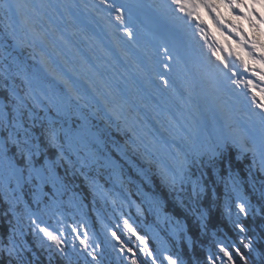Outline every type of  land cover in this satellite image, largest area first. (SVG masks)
I'll return each mask as SVG.
<instances>
[{
    "label": "rangeland",
    "instance_id": "obj_1",
    "mask_svg": "<svg viewBox=\"0 0 264 264\" xmlns=\"http://www.w3.org/2000/svg\"><path fill=\"white\" fill-rule=\"evenodd\" d=\"M258 1L253 6L256 12L260 4ZM16 2L17 0H6L8 4ZM21 2L25 5L21 14L13 15L9 12L16 37L12 39L13 44L7 49L9 60L3 65L5 69L3 73H12L15 77L22 78L19 86L12 83L9 89H13L20 97L28 95L26 109L30 113L29 116L39 120L36 122L39 129L44 124L43 133L49 137L54 131L57 137L56 144L63 145L62 158L61 148L49 145L55 158L46 160L51 165L49 174L57 178L59 185L62 182L59 191L66 195L65 198H60L59 203L55 196L48 198L47 205H43L41 209L40 205H37L36 195L34 207L26 205L29 207L26 208V218L31 226L35 229L32 221L38 220L36 215L32 217V211L39 210L47 221V214H51L48 215L51 218L48 223L56 227L57 234L66 242L61 247L66 246L69 250L82 253L86 250L81 247L79 241L87 234L89 242L87 250L92 248L97 250L100 247L99 241H102L101 246L114 252L125 264H131L134 257L128 249V242H124L116 230L124 232L126 238L134 239L143 249L144 245L137 239L138 236L142 237L137 232V228L141 227L147 230L155 244L153 250L143 238L147 250L152 253L150 256L145 251L147 258L152 261L155 259L156 264H168L166 257L170 256L177 264H187L185 257L171 246V241L177 244L186 233L184 223L167 214L160 206L159 195L148 189V186L154 185L150 179L152 172L150 165H155L157 178L173 185L172 177L180 160L177 150L182 148L189 151L191 146L185 172L186 179L183 183L177 182L173 186L181 188L185 183L189 184L192 195L201 193L206 187L204 179L195 175L196 173L192 174L189 166H198L192 163L197 161V158L215 157L225 145H232L235 142L240 153L244 154L247 151L241 147L243 141L244 147L256 149L255 156L252 151L248 152L252 153L253 162L261 167L259 146L256 145V141L264 137V111L259 113L252 108L250 113L251 106L259 108L258 97H255L254 103L252 96H245V100H250L251 97L252 102L243 101L238 105L230 102L232 96L226 97L222 108L224 115L218 117L213 112H206L201 119L188 118L183 121L182 128H178L174 126L171 116V113L173 115L177 112L171 95L180 103L178 91L174 85L167 83V87L171 89L170 95L165 92V85L155 80L165 79L163 65L154 67V74H139L129 86L131 92L126 94L127 88L124 84L120 85L116 71L111 68L109 61L101 62L102 70L91 73L88 70L90 68L88 62L78 50L63 40L60 14L70 5L73 7L72 0H21ZM78 19L81 22L82 18ZM254 20L256 22V19ZM78 31L76 29L73 40L79 45L87 41L86 45L92 48L88 44L92 37L85 36V32L77 35ZM22 42L30 50L33 64L25 59L21 61L14 55V51L22 48ZM8 45L9 43H5V47ZM90 52L94 53L95 49L92 48ZM81 78L86 83L84 87L78 85ZM19 89H22V93ZM127 95H130V98L124 108L121 104L122 98ZM32 97L36 98L39 106H34ZM148 105L152 106V111L147 110ZM0 110H3L2 106ZM257 115L262 118H255ZM116 124L125 126L130 131V137L121 140L119 136L113 135L116 132L114 131ZM24 137L36 139L33 145L30 143V148L37 152L40 137L38 132L28 133ZM1 145L3 146V143L0 141ZM127 149L132 150L139 160L130 156ZM197 151L204 154L196 157L192 153ZM56 162L66 163L67 168L61 166V172L55 171ZM19 166L23 170L25 185L29 175L28 164L26 162ZM24 169L28 172L27 176ZM63 174L67 176V181H62ZM69 176L72 177L71 180ZM80 179L84 184L81 189L77 188ZM36 181L39 183L37 189L42 193L40 180L35 178ZM236 181L235 176L230 174L228 188L232 197L226 199L224 206V211L233 219L240 213L236 207L237 203L246 202ZM3 183L6 186L10 185L11 190L15 192L23 188L15 179L10 184H6L5 180ZM88 196L92 197L91 201L85 198ZM64 205L70 208L64 210ZM44 211L46 214L43 215ZM71 211L74 212L73 216L70 215ZM145 214L153 219L152 223H146ZM125 221L131 230L125 225ZM74 228L77 231H73ZM22 229L21 226L15 228L20 242L11 237V243L5 245L14 247L15 253L27 246ZM36 233L39 231L36 230ZM113 233L116 235L113 236ZM39 234L43 237L42 233ZM43 239L47 246L57 248L45 237ZM5 246L3 248H6ZM221 246L228 249L226 241H217L216 252L211 258L220 264H229L227 257L220 251Z\"/></svg>",
    "mask_w": 264,
    "mask_h": 264
},
{
    "label": "trees",
    "instance_id": "obj_2",
    "mask_svg": "<svg viewBox=\"0 0 264 264\" xmlns=\"http://www.w3.org/2000/svg\"><path fill=\"white\" fill-rule=\"evenodd\" d=\"M6 12L7 9L0 7V106L4 111L11 112V107L4 108L10 99L9 87L12 83L19 86L20 78L15 77L12 73H3L5 70L3 65L9 60L7 49L11 47V37H13L12 20L9 12L6 18ZM5 43H9V45L5 47ZM22 46L20 50L14 51V55L21 61L25 58L28 63H33L30 59L29 49ZM34 112L37 114L36 111ZM29 114L25 109L19 119L28 133L38 132L40 136L38 154L33 157L34 164L43 162L46 154L54 159L55 154L49 148V145L52 144L50 137L43 133L44 124L39 129L36 124L39 120H34L33 116L31 117ZM117 130L120 133L113 135L119 136L121 140L129 137L126 127L117 126ZM10 131L16 133L17 129H5L0 126V141L3 143L0 148L7 147V155L15 163L23 166L26 160L17 151L16 146L10 142L5 144ZM24 135L25 133L21 130L15 138L20 141L28 139L27 147L30 148L36 139L25 138ZM130 154L137 159V156L132 152ZM193 163L198 166H189L188 169L192 174L196 173L195 175L198 177L201 176L206 187L201 193L195 195L191 194L189 184L185 183L181 188H177L167 181L157 178L156 167L154 164L151 165L150 179L154 185L148 186V189L159 195L162 209L182 221L185 226V237L182 236L177 244L171 241V246L185 257L187 264H210L209 258L216 252V242L224 240L232 254V264H264V170L253 162L249 153L241 154L235 149V146L221 149L213 159L205 157ZM61 166L67 168L64 162L56 164L58 170H61ZM24 172L27 176L28 172L25 169ZM230 174L235 176L236 185L242 190L248 206L247 215L239 213L235 219L224 211L226 199L232 197L228 188ZM5 176L4 169L0 167V264H125L114 252L104 249L102 241H99L100 247L97 250L92 248L82 251V253L69 250L66 246L61 247L62 251L47 246L46 241L34 231L30 221L26 218V208L34 207L37 199L35 196L37 195L38 199H41L42 193L37 189L39 183L35 182V178H33L26 181L24 187L15 192L11 190L10 185L9 187L3 183ZM79 182L77 188L81 189L83 184L82 181ZM89 196L85 198L89 200ZM145 212L147 213V210ZM145 215L146 223H152L153 219L148 214ZM237 225H241L244 230L241 231ZM20 226L23 227L27 246L9 256L3 247L9 244L11 237L20 242L15 230ZM116 232L124 242H128V249L131 250L137 264H153V261L147 258L146 252L134 239L126 238L122 231L116 230ZM137 232L154 250L155 244L147 230L140 227L137 228ZM215 264L220 263L215 261Z\"/></svg>",
    "mask_w": 264,
    "mask_h": 264
},
{
    "label": "bare ground",
    "instance_id": "obj_3",
    "mask_svg": "<svg viewBox=\"0 0 264 264\" xmlns=\"http://www.w3.org/2000/svg\"><path fill=\"white\" fill-rule=\"evenodd\" d=\"M97 1H99L105 7L108 6L111 3V0H97ZM226 1H228V2H227V5H226V8H225L224 12H222V11L218 12L217 7H216L217 4L214 1L210 2V5H212L213 7L209 8V10H212V12L215 13L214 14V20L217 22L218 26L222 29V31L230 30L231 32H233L232 39H227V40L231 44H233L235 46L237 44H239V43L240 44H243V43L246 44V42H247L248 44H250L252 42V44L255 45L257 42H260L261 47L258 50H259V52L263 53L264 52V31H262V30L264 29V26L261 27L259 25V23H257L258 22V16L257 15H259V13H260L261 15L264 16V9H262V6H264V0H260V1H258V0H252V1L251 0H236L234 2H233V0H230V1L226 0ZM257 1L260 2V4H258V6H259L258 12H256L254 7H253L257 3ZM92 3H94V1ZM75 8L71 10L73 12L72 14L70 12H68L69 15H70V18H71V24L72 25L80 24L81 26H83L84 29H85L84 32H86L88 34V36H90V37L92 36L91 32L94 31L102 39H105L104 38V34L102 33L101 29L97 28L96 26H93V28H91L89 26H85V25L81 24L84 20L92 19V18H91L90 15H86L83 18V16ZM242 8L243 9L244 8H249L250 11H251V19H250L249 24L247 25L248 27H247L246 30L243 29L242 25L240 24V20L236 16L235 17L233 16L234 14L236 15V13ZM94 13H96V11H94ZM96 14H97L96 15L97 16L96 17V19H97L96 21H104L105 23H106V21H108V20H106L107 19L106 16L107 15L109 16V12H107V11L103 12V10H99V11H97ZM252 16H254V18L257 17V20H256L257 22H254V18ZM78 17L83 18V20H81V22H80ZM223 17L225 18V20L222 23V22L219 21V19H221ZM198 22L202 23V20L199 19ZM91 25H93L92 21H91ZM118 28H120V27H118ZM113 29H114V31H116V30L118 31V29L116 27H113ZM203 29H205V28L203 27ZM162 34L163 35H159L158 34L154 38V43H155V48H156L155 50H157L159 52L158 54H160V55L164 54V50L165 49L173 50L174 51V58H173V61H174V66L173 67L174 68L172 70H174V71H176V73H178V75L176 74L177 76L175 75L173 77V81L172 80H167V81H169L171 83L174 82V85L176 86V90L179 93H181L182 91H185L187 89V87L190 86L189 83H188V81L190 80V76L188 77L187 75H185L183 73L184 69L186 68L188 73L191 72V75H194L195 77H197V79H199L198 86L200 88L203 85L209 83V80L207 79L206 75H204V74H206V72H209V71L201 70V69H203L202 66H199L198 69L189 68L190 63L193 62V59H194L193 56H195V58L198 61L199 58H200V54L202 52L201 50L196 49L195 50V54L192 53V57L189 56V54H190L189 53L190 51H189V48H188V37L190 36L189 32H185V31L176 32V31H174V33H172V34L165 33V32H162ZM112 35H114V34H112ZM203 35H204V33H203ZM193 37H198V35L196 33H194ZM94 38L96 39L97 37L95 36ZM223 38L225 39L224 36H223ZM253 39H255V41ZM93 42H96V41L93 40ZM99 47H100V45L97 46V48H99ZM216 48L218 50L219 46H217ZM219 51H218V55H217V57L219 59H223L224 57H226V53L223 51V49H221ZM250 53H255V51L252 50V47L250 48V50L246 54V52H243L238 46L237 50L235 51L236 58H235L234 66L238 69V72L240 71L242 73V75L240 77V80L233 81V82L231 81L229 84H227L226 88H225V91L223 93L225 94L226 97H228L230 95L226 94L227 91H230V93L232 95H234V94H236V92H239V90H241V89H245L246 90V88H247V93H245L244 97L245 96H252V97L255 96V97H258L257 99H258L259 103H264V93L261 92V88H264L262 86L261 82H264V81H262L260 79V76L264 75V65L262 66L256 60V57L251 55ZM156 54H157V52H156ZM212 56L208 57V60L213 62L215 57L214 56L212 57ZM246 56H247V59L249 60V62L251 63V66H254V67L255 66L259 67L260 66L261 67V71L258 74H256V77L261 82L257 81L256 84L258 86V89L254 93H251L249 91L250 90L249 89L250 86L247 85V82H246L247 73H250V69L246 70V68L243 67L244 66L243 65V60H246ZM197 61L195 60V63H198ZM237 61H238V64H237ZM175 62H178V64H175ZM149 64L152 67L153 66H155V67L162 66L161 65L162 63H160L159 61H155V60H151L149 62ZM182 64L185 65V68L182 67ZM93 69H94V67L91 68V72L94 71ZM178 69H180V71H178ZM140 72H144L145 73L144 70H141ZM152 72H154V71H152ZM77 74H79V73H77ZM132 80H133V78H131V77L126 78V81H127L126 93H128V92L130 93L131 92L128 89H129V86H131V84H132ZM155 80L157 82L160 81L163 85H165V92L169 93L170 95L172 94L171 93V89L168 88L167 84H165L163 82V81H165V79L164 80H160V79H156L155 78ZM123 83H125L124 80H123ZM210 84H211V82H210ZM196 90H197V92L199 91L198 88H196ZM143 91H144V89H143ZM155 96L157 97L158 94L155 95ZM160 96L162 97V95H160ZM129 97H130V95H129ZM200 98H203V97H200ZM207 98H208L207 102L203 101V99H202V100L195 101L192 104H190V106L188 108V111H186L184 113V115H182V116L185 117L186 119H188V118L201 119L203 114L206 113V112L208 113L209 110H212L214 113H217L218 110H219V112H221V114L224 115V110L222 111V109L221 110L218 109V107L222 108V106L218 102H216V100L213 98V96L212 97H207ZM171 100L172 101L176 100V99H174L173 95H171ZM150 101H151L152 105L154 106L153 100L151 99ZM243 101L252 102V98L250 97V100L242 99V102ZM230 102H233L235 104L238 103L234 98H232V100H230ZM240 103H238V104H240ZM143 107H144V105H143ZM147 107H148L147 110L148 109H150V111L153 110V109H151L152 108L151 105H148ZM252 108L256 112H259V113H262V111H264V110H261L259 108L251 106V112L250 113H252ZM155 110H156V107H155ZM172 110L174 111L173 108H172ZM178 114H179V108H177V113L173 116L174 122L177 123V124H180V127H182L183 122L180 121V119L178 118V116H177ZM260 117L262 118V116H259V115L255 116V118H257V119L260 118ZM163 119H164V116H163ZM215 126H216V124H215ZM231 151L233 152V150H231Z\"/></svg>",
    "mask_w": 264,
    "mask_h": 264
},
{
    "label": "snow or ice",
    "instance_id": "obj_4",
    "mask_svg": "<svg viewBox=\"0 0 264 264\" xmlns=\"http://www.w3.org/2000/svg\"><path fill=\"white\" fill-rule=\"evenodd\" d=\"M173 3H175L180 11H185L186 9L188 10V14L191 15L192 10L195 9L196 5L194 3H189V0H173ZM0 7H3L7 9L6 12V18H7V13L12 12L13 15H19L22 13L23 8L25 5L21 2V0H17L15 4H8L5 2V0H0ZM205 7L211 8L213 7L210 4H205ZM117 12L120 13L121 10L117 9ZM116 19L119 21H123V15L118 14L116 16ZM213 55L216 54L215 50H213ZM231 55V53H229ZM251 55L255 56L254 53H250ZM219 59V58H218ZM260 60L264 61V55L259 57ZM225 68H230L231 65L228 63H225ZM165 67H169L166 65ZM260 79L264 81V75L260 76ZM165 84L168 83L167 80L164 81ZM247 84L250 87H255L253 85L252 81H248ZM261 92L264 93V88H261ZM9 103L8 105H5L4 108L11 107V112L0 110V126H2L5 129H17L16 133H12L11 131L9 132L8 140L5 141V144L11 143L16 146L17 151L22 155L27 164H28V172L29 175L27 179L30 181L33 178L43 180L44 179V171L45 168H47L49 171L51 170V165L49 162L46 160L45 164L42 165L41 167L37 168L35 167L33 157L38 154L37 152H33L31 148L27 147L29 141L28 139H25L24 141H20L19 139H16L15 137L19 135V132L22 130L25 135L27 136L28 130L24 128L23 123L19 119V117H22L23 111L28 107V95L26 94L24 97H20L13 89H9ZM32 100L34 102V106H39L38 101H36L35 97H32ZM253 102L256 103V98L253 96ZM257 106L261 109L264 110V103H258ZM56 133L53 131L50 136V143H52L54 146L61 148V158L63 156V145H58L56 144ZM241 147L243 148L244 151H252L254 156L256 154V149H248L247 147H244V142L241 141ZM8 149L7 147L0 148V167H2L6 173L5 176V181L6 184H10L12 180H16L17 183H19L20 180L24 179L23 177V170L17 168L16 164L13 162V159L7 155ZM191 152V146L189 151H184L182 148L177 150V155L180 156L179 163L177 165L176 171L173 174L172 177V183L175 185L177 182L183 183L184 180L186 179L185 177V172L187 169V165L189 163L188 157ZM259 153H260V163H261V169L264 170V137L261 138L260 144H259ZM194 156L199 157L203 155V152H194L192 153ZM195 191V188H194ZM236 207L239 209V212L247 215L248 212V206L245 201H240L237 203ZM32 223L35 225L34 231L38 230L39 233L43 234V237L47 239V241L51 242V244H54L58 249H61V245L63 243H66L63 241L60 237L59 234L56 232L50 230L47 226H43L41 222L38 220L34 219ZM125 225H127V221H125ZM129 230H131L130 226ZM237 227L241 228V231H243V227L241 225H237ZM73 231H77V229H73ZM116 234L113 233V236ZM118 239V237H117ZM137 239L140 240L141 245H144V248L142 249L143 251H146L148 255H152L150 251L147 250V245L145 244V241L143 237H137ZM80 245L82 248L85 250L88 249L89 247V242L87 239V234H85L83 239H80ZM9 243H11L9 241ZM4 250L7 251L9 256H12L15 253V248L14 247H6ZM123 250V249H122ZM129 251H131L129 249ZM220 251L223 253L224 257H227V260L229 264H232V254L229 252V250L226 247L221 246ZM89 255H92V253H89ZM243 258V257H242ZM168 264H177V261L174 260L172 257H166ZM210 264H215V261L210 257L209 258ZM131 264H137L135 259H132ZM153 264H156L155 259H153Z\"/></svg>",
    "mask_w": 264,
    "mask_h": 264
},
{
    "label": "flooded vegetation",
    "instance_id": "obj_5",
    "mask_svg": "<svg viewBox=\"0 0 264 264\" xmlns=\"http://www.w3.org/2000/svg\"><path fill=\"white\" fill-rule=\"evenodd\" d=\"M45 164V163H44ZM45 172H46V176H47V184L45 185V187L42 188V195H41V199L37 200V205H40V209L43 208V205H45L47 203L46 200H48V198H53V196L57 197L58 203L60 202V198L63 197L65 198L66 195H64L63 191L60 192L59 187H61L62 182H60L61 184H58L57 178L55 176H51V174H49L48 169L45 168ZM55 171H59L56 167H55ZM65 174L62 175V178H65ZM67 179V178H66ZM69 179L71 180V177H69ZM46 201V202H45ZM47 205V204H46ZM58 209V206L56 207ZM67 208H70V206H66L64 205V210H66ZM45 211L43 212L44 215ZM46 214V213H45ZM74 212L71 211V214L73 216ZM48 215L51 214H47L48 219L51 220V218H49Z\"/></svg>",
    "mask_w": 264,
    "mask_h": 264
},
{
    "label": "water",
    "instance_id": "obj_6",
    "mask_svg": "<svg viewBox=\"0 0 264 264\" xmlns=\"http://www.w3.org/2000/svg\"><path fill=\"white\" fill-rule=\"evenodd\" d=\"M17 168L21 169L19 165H17ZM42 165H40L39 167H41ZM38 167V168H39ZM23 174V173H22ZM24 177V174H23ZM42 185H46L47 181H46V176H45V171H44V179L40 180ZM18 185L22 188L24 187V179L20 180ZM33 215H36V217L38 218V220L42 223L43 226H47L50 230L58 233V230L56 229V227H54L51 223H48V221L41 215L39 210H35L33 211Z\"/></svg>",
    "mask_w": 264,
    "mask_h": 264
}]
</instances>
